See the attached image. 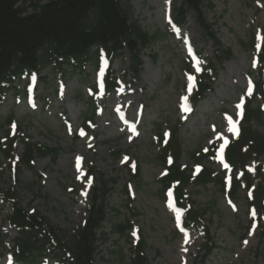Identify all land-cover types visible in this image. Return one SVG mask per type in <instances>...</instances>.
<instances>
[{"label": "rangeland", "instance_id": "obj_1", "mask_svg": "<svg viewBox=\"0 0 264 264\" xmlns=\"http://www.w3.org/2000/svg\"><path fill=\"white\" fill-rule=\"evenodd\" d=\"M127 2L131 17L143 29L160 37L143 49L141 73L137 77L131 74L129 54L123 51L113 57L109 67L110 76L118 79L117 88L109 94L101 92L99 73L93 63L85 64L83 69L67 70L63 83L54 69H43L28 89L30 102L23 97L27 77L16 81L15 89L0 105L1 121L7 118L16 121L24 139L59 146L62 153L53 162L49 157L37 158L27 167L19 161L23 147L18 141L13 159H0V186L8 188L20 180L23 185L16 191L20 205L46 217L58 234L67 237L86 218L91 187L99 178H117L106 197L107 220L101 229L104 234L97 241L96 264H124L133 256L132 233L129 237H118L111 232L110 221L124 220L141 230L148 245L149 264H199L203 223L217 246L204 264H264V235H261L264 217L259 223L258 216L255 218L249 209L247 191L241 187L231 199L212 183L189 184L183 190L182 202L204 214L202 222L185 225L182 210L162 192L160 179L165 165L159 159L160 144L156 138L158 128L167 132L177 127L183 151L180 163L193 167L196 163L189 152L221 147L225 140L229 143L236 138L229 131V121L239 120L236 106L248 93L253 78L262 85V95L257 93L253 101L264 112V65L258 66L257 53L250 46L256 40L264 45V0H203L207 20L214 24L224 46L232 49L233 58L217 66L211 90L194 108L191 98L195 83L189 93L188 78L194 77L197 60L205 64L213 62L211 41L201 35L191 13L174 33L169 32L170 7L177 6L179 0ZM32 4L30 0H22L19 6L29 13L34 9ZM189 49L193 55H189ZM93 87L100 89L97 112L93 125L83 131L82 137L78 127L85 106L80 97L88 98ZM78 157L82 158L84 173L80 178ZM128 161L139 168L136 181ZM257 161L264 164V157ZM208 163L225 179L230 178L232 173L221 158L204 162ZM246 165L254 173V161L249 160ZM124 186L129 187L128 193L124 192ZM85 191L87 196L82 195ZM11 210L9 202L0 203V235L4 236L0 264H22L10 257L17 235L7 220ZM181 228L188 234L187 244ZM60 262L47 253L35 264Z\"/></svg>", "mask_w": 264, "mask_h": 264}, {"label": "trees", "instance_id": "obj_2", "mask_svg": "<svg viewBox=\"0 0 264 264\" xmlns=\"http://www.w3.org/2000/svg\"><path fill=\"white\" fill-rule=\"evenodd\" d=\"M21 1L0 0V104L3 97L14 89L13 84L23 75L35 76L50 67L64 79L67 70L83 69L87 63H93L98 68L103 58L110 62L123 51L128 52L129 70L137 77L142 70V50L160 38L157 33H149L143 29L131 17L127 0H30L34 9L29 13H24V9L19 6ZM202 4L203 0H179V4L171 8L170 31L180 27L185 22L187 13L191 12L201 35L213 45V62L202 65L197 73V87L191 99L193 105L201 101L211 89V78L215 76L217 66L233 58L231 48L223 45L213 28L214 24L207 20ZM208 7L212 8L213 5L208 4ZM255 45L256 42L250 44L252 49ZM257 61L264 65V45L257 49ZM254 85L253 94L244 101L239 135L224 151V160L228 166L232 170L241 171L238 178L232 175L227 184L222 173L210 168L209 163L204 164L213 159L214 148L204 152L201 149L189 152L190 159L201 166L193 174L192 168L180 163L183 151L177 127L168 129L166 136L157 129L159 159L162 165L168 163L166 173L160 179L162 192L165 188L173 189L176 204L184 208L185 225L202 222L204 214L203 211L183 205V190L189 184L205 186L212 183L233 199L241 187L250 190L247 205L258 215L259 222L264 217V164L257 161L259 157H264V112L253 101L257 93L262 95L261 83ZM104 86L108 92L116 87L115 78L109 76V72L105 75ZM80 99L85 106L82 126L88 129L97 109L96 99L93 95ZM11 122L10 118L3 121L0 118V159H13L14 147L18 141H21L23 147L19 161L27 167L37 158L49 157L53 162L62 153L59 146L24 139L18 125L16 132L10 135L4 127ZM249 160L255 162L253 174L246 168ZM127 165L130 169L133 167L132 177L135 181L138 180V166L130 161ZM117 182V178H99L90 189V205L84 223L67 237L58 234L59 231L46 217L37 211L29 212L20 205L16 198L17 188L23 185L20 180L8 188L0 186V202L11 204L12 211L7 220L17 231L13 240V258L24 264H35L49 253L64 264H96L94 256L97 241L104 234L101 229L103 222L107 220L106 197ZM124 192L128 193L129 187L124 186ZM110 228L118 237H129L132 232L134 253L124 264H149L148 245L141 230L134 229L128 220L110 221ZM202 231L204 243L198 255L199 264H204L206 258L217 248L205 223L202 224ZM261 235H264V228ZM3 242L4 236L0 235V248L3 247Z\"/></svg>", "mask_w": 264, "mask_h": 264}, {"label": "snow or ice", "instance_id": "obj_3", "mask_svg": "<svg viewBox=\"0 0 264 264\" xmlns=\"http://www.w3.org/2000/svg\"><path fill=\"white\" fill-rule=\"evenodd\" d=\"M257 47H258V50H259L260 45L258 44ZM189 55H193V51H192V49H189ZM196 63H197V71H200L199 64H201L202 61H198V60H197ZM254 66H255V63H254ZM106 68H107V61L105 60V61L103 62V64H102V67H101L100 73L98 74L99 77L101 78V82H100L99 85H98L99 88L101 89V92H103V89H104V84H103L102 78H103V76H104V72H105ZM188 79H189V84H190V87H189L188 91H189V93H191L192 88L194 87L195 78L192 77V76H189ZM120 91H123V89L121 88ZM251 91H252V86H251V82H250V83H249V89H248V93H247V94H248V95H251ZM183 99H184L185 102L187 101V97H184ZM243 105H244V99H243V97H242V98H241V102H240V104H238V105L236 106L237 109H238V113H237L238 116H241V115H242ZM229 123H230L229 131H231L234 135L238 136V135H239V129H238V126H237V125H238V123H239V120L237 119L235 122H232V121L230 120ZM13 133H15V125H13ZM80 135L83 137V136L85 135V133H84L83 131H81V132H80ZM227 144H228V141L225 140V141H224V145L221 146V149H220L221 158H222V154H223L224 147H225ZM81 159H82V158H80V157L77 158V171H78V173H80V176H78V178H80V177H82V176L84 175V173L81 171ZM224 167H225V168H228V165L225 164ZM197 170H199V169H197ZM251 170H252V169H249V171H251ZM237 178H238V177H237ZM91 183H92V180H91V178H89V180H88V184L91 185ZM82 195L87 196V192H86V191L83 192ZM171 195H172V193H171V191H170V192H169V196L171 197ZM170 207H171V204H170ZM253 215L255 216V212H253ZM180 224H181L180 217L177 216V226L180 227ZM180 230H181L182 232H184V236H185L184 243H185V244L189 243V239H188V234H187V232L184 231L183 228H181ZM133 235L135 236V231L133 232ZM185 251H186V249H185Z\"/></svg>", "mask_w": 264, "mask_h": 264}]
</instances>
